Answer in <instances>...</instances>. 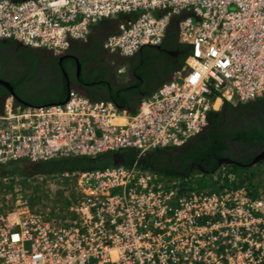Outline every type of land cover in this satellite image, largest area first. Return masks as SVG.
Listing matches in <instances>:
<instances>
[{
  "label": "built area",
  "instance_id": "obj_1",
  "mask_svg": "<svg viewBox=\"0 0 264 264\" xmlns=\"http://www.w3.org/2000/svg\"><path fill=\"white\" fill-rule=\"evenodd\" d=\"M162 9L169 10L168 15L184 16L178 25L180 40L192 44L191 56L170 80L142 100L136 111L123 108L125 116L120 117L109 116L100 103L74 90L63 103L20 106L9 100L6 107H17L21 115L14 118L5 110L0 112V164L54 159L47 148L56 145L70 150L64 151L65 155L95 156L104 149L116 148L112 143L114 136L138 156L179 147L207 125L206 114L212 104L209 98L215 92L231 101L250 100L263 94L264 61L257 47L262 41L258 28L264 29V0H0V40L12 39L58 55L71 42L86 38L99 20L132 10L143 17L138 39L133 38L127 20L119 25L118 33L104 42L105 48L130 55L142 44L160 43L163 35L156 31V26L160 20L164 27L160 32L164 33L167 16L155 13ZM213 25H217L215 30L207 28ZM206 38L211 40L202 41ZM191 67L198 77L190 76L194 75L189 73ZM104 103L106 108H116L111 102ZM96 133L101 136L96 137ZM130 167L136 169L138 165ZM138 170L146 179L139 191L128 186L117 199L123 207L114 203L109 206L117 212L116 218L137 211L164 222V234L155 240H167L173 251L164 257L155 255L159 264L264 261L263 200L252 201L241 191L243 200H223L224 194H183L173 186L178 181L171 182L170 189L162 187V192L155 173L139 167ZM64 175L69 176H51L58 179ZM106 178L111 190L130 181L125 177L117 181L111 175ZM74 184L89 201L97 198V190L87 182L75 178ZM12 201L10 210L0 211V264H100L98 257L105 255L108 258L103 260L104 264H132L125 257L129 252L126 245L146 237L142 232L110 230L106 219L111 214L78 196L66 200V206L73 213L98 219L102 222L99 226L89 227L84 219L74 222L61 214H43L22 198ZM88 209L92 212L88 213ZM106 243L112 247L110 251L104 248ZM80 246L85 254L78 250L70 253Z\"/></svg>",
  "mask_w": 264,
  "mask_h": 264
},
{
  "label": "trees",
  "instance_id": "obj_2",
  "mask_svg": "<svg viewBox=\"0 0 264 264\" xmlns=\"http://www.w3.org/2000/svg\"><path fill=\"white\" fill-rule=\"evenodd\" d=\"M120 21L128 20L125 15L119 17ZM178 18L174 17L173 20L167 26L164 32V38L162 39L158 48L154 46H146L139 52H136L128 59L110 55L102 48L103 40L105 37L115 32V23L109 20L100 21L92 29L91 34L88 37V44L91 43L94 48L91 50V55L94 54L97 49L101 51L106 57H108V64L113 66L115 58L119 60L120 64L117 67L127 65L129 75L131 76V82L126 85L123 82H118L115 77V82L118 84H112L113 80H108L104 73H101V77L106 83L97 82L100 88L106 92V96L102 99L105 101H111L119 106L128 107L129 112H133L141 96L139 92H144V96H148L168 77L171 72H174L182 67L184 60L190 53V46L185 43H181L178 40L177 30ZM11 43L16 50L15 58L20 60V57L25 59L28 64V69L23 70L18 77L0 76L4 78L12 86L13 91L18 94L21 99L31 101L34 105H42L45 103H55L62 101L66 96L65 90V76L62 72L64 69L65 73L71 79L74 76L75 62L72 57H65L61 63H58V57L53 54H49L44 50L29 49L24 46H20L16 41L12 39H1L0 40V52L5 43ZM84 48L83 43L71 42L67 53H73L77 56L76 51L73 49L82 50ZM71 50V51H69ZM175 52V55L172 53ZM38 55V57L36 56ZM90 55V56H91ZM4 56L0 54V61ZM40 59H43L45 63L48 61L53 63L57 73L61 76V82L56 81L55 84L45 87L46 77L49 75V68L46 66L41 71H38V65ZM87 58H79L80 64L84 65ZM60 65V66H59ZM116 65V63L114 64ZM114 69V66H113ZM82 71V69H81ZM82 73V72H81ZM114 75H117L114 71ZM32 76H36L39 81L38 87H35L31 97L22 95L25 91L24 86L27 80ZM4 91V88L0 85V92ZM6 93H8L6 91ZM135 93V96H134ZM135 98L133 105H128L127 102L131 97ZM30 98V99H28ZM99 100L100 98H93ZM14 102V101H13ZM125 105V106H124ZM229 110V111H225ZM1 111V108H0ZM226 112L223 117L222 114ZM208 124L203 129L201 134H198L197 138L188 140L181 147H170L163 149H156L150 153H146L143 156H138L135 150H124L121 151L120 155L122 159H119L120 163L125 166H132L137 164L142 170H152L160 175L167 177L168 179H182V187L185 188L193 186L189 184L191 174L200 170L197 169V165H201L207 170V174H214L219 168L228 169L231 168V176L227 177L228 185L222 186L221 191H233V190H244L247 197L257 198L262 197L264 199V189L255 186L254 180L257 178V166L247 165L252 158L253 154H244L242 157H230L227 152L230 148V139L235 140L237 143H241L243 147H250L253 145L264 146V96L254 101L231 105L225 103L222 109L216 112H210L207 116ZM243 122L245 125L238 127L235 130L230 129V125L237 122ZM239 143V144H240ZM222 157H229L235 160L237 164H224L219 165L218 159ZM111 154L102 153L94 157L84 156H71L54 158L48 161L42 162H26L23 160L12 161L5 164H0V177L11 178L9 182L5 183L2 187L7 188L8 193L15 194L17 186H27V182L32 180L38 175L51 176L54 174H62L65 172L74 171H88L94 169H103L112 165ZM264 162V160H262ZM192 165V170H191ZM229 167V168H228ZM237 169H244L237 172ZM182 172V173H180ZM34 176V177H33ZM15 178H22L21 182L17 184ZM187 180V181H186ZM5 182V181H4ZM60 188V187H59ZM244 188V189H243ZM63 191L66 190L71 196L75 194L73 189L60 188ZM60 189L56 192L60 194ZM193 190V189H188ZM27 195L25 190L24 195L26 199H29L30 205L33 207L38 201L40 192L37 188H32ZM211 192L210 194H220V192ZM247 191L249 193H247ZM39 192V193H37ZM53 192L52 190L50 191ZM42 196V194H41ZM39 196V197H41ZM38 198V199H37ZM12 200V197H11ZM3 203H6L4 201ZM261 264H264L261 263Z\"/></svg>",
  "mask_w": 264,
  "mask_h": 264
},
{
  "label": "bare ground",
  "instance_id": "obj_3",
  "mask_svg": "<svg viewBox=\"0 0 264 264\" xmlns=\"http://www.w3.org/2000/svg\"><path fill=\"white\" fill-rule=\"evenodd\" d=\"M13 1H19V0H13ZM217 1H223V0H217ZM168 13H169V10L162 9L161 11H157L155 14H156V16H162V15H165V17L167 16L166 17L167 18V20H166L167 21V26L173 20L174 17H177L178 18V22H177L178 40H179V42L188 44L190 46V53L186 57V59L184 60V64L182 65V67H183L185 65L188 57L191 56L192 44L189 41H181L180 40V31H179L178 25H179V22L180 21L184 20V16L183 15H178L177 13L168 15ZM123 15H125V17L126 16L128 17V23L130 25L129 27H130V30H131V34H132L133 38L135 40H137L138 39V34L140 32L141 22H142L141 20H142L143 17L136 16L135 14L132 13V10H130V11H125V14H120L117 17H114V18H108V19H104L103 18V19L99 20L98 22H96L95 24H93L91 26L90 31H89V34L86 36V38L80 39V40H75L73 42H79V43H83V44L87 43L88 37L91 34L92 29L94 28V26H96L102 20L112 21L113 23H115V26L123 24V21H120L119 20V17L120 16H123ZM216 27H217V25H213V26L207 27V28L209 30H215ZM162 29H164L163 24H162V22L160 20H158V23H157V26H156V31L159 32L161 35H163L162 36V39H163L164 38V33H162V31L160 32V30H162ZM118 32L119 31H115L113 33L108 34L105 37V39L103 40L102 48L108 54L115 55V56L121 57L123 59L130 58L133 54H135L136 52H139L142 48H144L146 46H154V47L158 48L159 45H160V43H161V41H162V39H161L160 43L159 44H156V45H152V44H142L132 54H130V55H122L119 52L111 51V50L105 48V46H104V42L106 41L107 37L110 36V35H112V34H116ZM258 33H259L260 37L262 38V41L258 45L257 49H258V51L260 53L263 54L261 58L264 61V29L258 28ZM208 40H211V39L206 38V39H204L202 41H205L206 43H208L209 42ZM19 44L22 45V46H24L21 43H19ZM196 44H197V42H195L193 44V49L195 48ZM34 49H38V48H34ZM42 50H44V49H42ZM66 50H67V48L63 52H61L60 54L55 55V56H59V55L63 54ZM172 55H175V53H172ZM80 68H81V65H80ZM180 69H178V70H176L174 72H171L170 73V76L165 81L170 80L172 78V76L175 73H177ZM112 70H113V73L115 71V73L117 75L127 73L128 74L127 77L130 79V82H131V76L129 75L128 69L127 70H124L123 69V66L122 67H116V68L113 69V66H112ZM191 72L194 73V75H191L190 74L191 77H198L199 76V75H197V76L195 75L196 72H195V68L194 67L189 68V73H191ZM232 76L234 77V75H232ZM113 79L115 80V78H113ZM123 83L124 84H122V85H126L129 82H126V83L123 82ZM112 84L117 85L118 83L114 81ZM71 90H74V89H70V91ZM155 90L153 91V93L155 92ZM74 91H76V90H74ZM152 94H150L148 96H144V93H143V95L141 96V100L139 101V104H140V102L142 100L150 97ZM263 96H264V90H263V94L261 96H258V97L256 96L253 99H250V100H239V99H237V100L231 101L228 98H226L225 96L221 95V93L219 94V93L215 92L209 98V100H210V102L212 104H211V108L207 111L206 116H208V114L210 112L219 111L221 109V107L223 106V104H225V103H229L231 105L245 104V103L254 101L256 99H259V98H261ZM103 97H105V96L97 97V98H100L99 100L93 99V98L91 100H93L94 102L100 103V108L101 109L104 108V112H106L109 116H113V117L114 116H117V117L125 116V110L123 109V107L122 106H119V105H117V104H115V103H113L111 101H107V102H111L116 108L111 107V109H109V108L104 107V105H105L104 101L105 100L102 99ZM59 102H55V103H59ZM50 104H53V103H50ZM139 104L137 105V107L135 108L134 111H136L138 109ZM29 105H31V106H37V105H34V104H29ZM20 106H27V105L23 103V104H20ZM0 108H1V111L2 110L3 111L5 110L6 112H8V114H11L12 116H14V118L15 117H18L19 115H21V112L19 111V109L17 107L16 108H8V107H6V104H4ZM207 123H208V120H207ZM0 124L3 125L1 122H0ZM203 129L200 130L199 132H197L196 134L190 136L187 139V141L190 140V139H192V138H197L198 137L197 135L198 134H201V132L203 131ZM95 136L96 137H99V136H101V134L96 133ZM112 140H113L112 143L114 145H116V148L115 149H104V150H102V153H109V154H111L113 156H118V159H119V158H121V155H120L121 151L129 150V148L126 147V146H124L122 143H120L119 140H117V138L115 136L113 137ZM181 146H179V147H181ZM167 148H170V147H167ZM47 150L49 152L53 153L56 158L71 157L70 155H65L64 154V151L70 152V150H68L67 147L62 146V145H60V146L59 145L58 146L56 145L54 148H47ZM152 151H154V150H152ZM152 151H150V152H152ZM150 152H147V153H150ZM102 153H99V154H102ZM260 153H258V154H260ZM74 156H84V157H87V156H85L83 154H80V153H77ZM88 157H94V156H88ZM136 167H137V164H136ZM134 170H136V172L139 171L138 170V167L136 169H132L130 166L122 165L119 162L118 164H116L114 166L111 165V166L105 167V168H103L101 170L94 169V170H88V171L65 172V173H68L69 176L64 175L63 177L62 176H60V177L62 179L63 178H66V177H78V178L82 179L84 182H87L88 184H90L93 187V189L97 190L98 193L97 194L95 193L96 196H97V198H95L94 200H92V202L87 199V196L81 190H76L77 191L76 192V195L78 197H80V195H83L82 200H86L87 203H89V204L91 203L96 208H101V209L106 210L107 212H109L111 214L106 219L107 220V227L110 230H118V231H122L124 233H126L128 231L129 232H132V233L142 232V233H144L146 235V237L142 241L141 240H135V241L132 240L131 243H129V244L126 245V248L129 249V252L125 253V257L129 258V260H130V262L132 264H159L158 259L156 258L155 255H159V256L164 257L165 255H167V254H169L170 252L173 251L170 243L167 242V240H165L162 243H159V242H157L155 240L156 237L160 236L161 234L162 235L164 234V232L162 230V225L164 224V222L162 220L156 221V220H154L153 218H151L149 216H146L144 214L138 213L137 211H134L131 214L125 213L123 215V217L116 218L117 217V212L113 209V207L109 206L110 203H114L118 207H123V204H118L117 203V199L119 198V194L121 192H123L128 186H131V187L135 188L136 189L135 191L138 192L139 191L138 190V187L141 184H143V183L146 182V179H145V177L142 174L135 176ZM146 171H151V172L155 173L157 175V178L158 179H162V181H165V182H166V180H169V182L174 181V180H171L170 178L168 179L167 177H165L163 175H160L159 173H156V172H154V171H152L150 169L149 170H146ZM199 172H201V171H199ZM107 175H111L113 177H116L115 179L117 181L120 180L119 179L120 177L128 178L130 181L128 183H122L117 190H111V189H109L107 187V183H108V180L106 178ZM49 177H52V176H46L45 178H49ZM161 177H164V179L161 178ZM182 184L183 183L179 182V183H177L176 185H173V186L175 187V190H177L178 192L188 191L190 194L196 192L195 190L185 189L184 187H182ZM73 186H74V181L71 182V185L69 187V190L73 189ZM174 187H171V188H174ZM158 188H159L160 191L164 192V190H163L162 187L158 186ZM165 189H167V188H165ZM230 193H233V192H230ZM244 194L247 197L246 192H244ZM256 199H261V200L264 201V199L262 197H259V198H256ZM27 202H28V200H27ZM28 204L31 207V205H30L29 202H28ZM87 211H88V213H91L92 212V210H90V209H88ZM67 217L69 219H71L72 221H74V222H79V219H84V220L88 221L89 227H97V226H99L102 223L98 219H90L89 217H87V215L85 213H75L73 215L72 212H68V216ZM72 226H73V224H72ZM73 236H74V233L71 234V237H73ZM104 248L107 251H110L112 249V247L109 244H107V243L104 245ZM77 250L80 251L83 254L86 253V251L84 250V248L82 246H80L79 248H72L70 250V253L71 254H74L75 251H77ZM139 256H144V258L141 259V258H139ZM107 258H108V255H105V256L98 257V260L100 261V264H104L103 260L104 259H107ZM263 262L264 261H262V263ZM82 264H90V263L83 262Z\"/></svg>",
  "mask_w": 264,
  "mask_h": 264
},
{
  "label": "flooded vegetation",
  "instance_id": "obj_4",
  "mask_svg": "<svg viewBox=\"0 0 264 264\" xmlns=\"http://www.w3.org/2000/svg\"><path fill=\"white\" fill-rule=\"evenodd\" d=\"M3 43H5V44H4L0 54L3 55L4 57L0 61V74L2 76L18 77L19 74L23 70L28 69V64L26 63L27 61L25 62V59L23 57H20V60L18 58H15V54L17 52H16L15 48L13 47V45H11V43H6L5 41ZM20 46H22V45H20ZM83 46H84V48L81 51L78 49H73L74 51H76L77 56H75L73 53H67L66 51L63 53L64 58L67 56L72 57L74 62H75L74 70L72 68L70 69L74 72V76L71 79H69V77H68V82H65V90L67 91V88L74 89L77 92H79L80 94L88 96L89 99L106 96V92L100 88L99 84H96V83L104 81L101 77V73H104L105 76L108 78V80L115 78V75H114L113 70H112V65L108 64V57H106L101 51H99V49H97L96 52L94 53V54H96L95 56L91 55V50L94 48V46L91 43L88 44V42H87V43L83 44ZM24 47L29 48V49H34V48H31L28 46H24ZM39 50H42V49H39ZM44 51L51 54L47 50H44ZM69 51H71V50H69ZM36 56L38 57V55H36ZM82 56L84 58H87V60L84 63V65L80 64L81 65L80 73H79V76H77L76 60L79 61V58L80 57L82 58ZM56 57H58V56H56ZM58 63H59V58H58ZM46 66H48V68H49L48 70L50 72H49V75L46 77L45 87H47L48 85L51 86L52 84H55L56 81L61 82V76L59 75V73H57V70L55 69L53 63L48 61V64H47L44 62L43 59H40V64L38 65L37 70L41 71ZM81 69H82V71H81ZM0 79L5 80L1 76H0ZM104 82L106 83V81H104ZM38 85H39L38 78L36 76H32V78L30 77L27 80L26 85L24 86L25 91L22 92V95H26V97H31L33 89H35V87H38ZM2 87L4 88V91L0 92V107L2 105L6 104V102L8 100H10L13 105L23 104V103L32 104V103H30L31 101L21 99L18 96V94H16L15 92H14L15 95L18 98H20L22 101L20 102L18 99L12 98L11 94L7 90V88L4 86H2ZM6 91L8 93H6ZM143 93L144 92H139V95L142 96ZM134 96H135V93H134ZM134 96L131 97L130 100L127 102L128 105H131V106L133 105V103L135 101ZM28 99H30V98H28ZM225 111H229V110H225ZM225 115H226V112L222 114L223 117ZM228 142H230V144H231L230 148L227 152L228 156H230V157L238 158V157L244 156V154L250 155L253 153L255 156L258 153L264 151V146H262V145H257V146L253 145L250 147H243L240 142H239L240 143L239 144V143L235 142V140L233 141L230 139V141H228ZM111 159L114 160L112 163V165L114 166V165L118 164L120 162L119 159H122V158L118 159V156L111 155ZM190 168L192 170V165ZM180 173H182V172H180ZM171 180H175V179L173 178Z\"/></svg>",
  "mask_w": 264,
  "mask_h": 264
},
{
  "label": "rangeland",
  "instance_id": "obj_5",
  "mask_svg": "<svg viewBox=\"0 0 264 264\" xmlns=\"http://www.w3.org/2000/svg\"><path fill=\"white\" fill-rule=\"evenodd\" d=\"M115 63H116V65H114ZM119 64H120L119 60H117L115 58L114 63H113L114 68H116ZM123 69L127 70V65H123ZM127 76H128L127 73L115 75L116 80L118 82H122L123 79ZM111 80L114 81V79H111ZM221 109H222V107H221ZM243 125H245V124L243 122L239 121L237 123L231 124L230 129L235 130L238 127L243 126ZM255 166H257L258 174L256 175L257 178L254 180V184H255V186L258 185V187L261 186V187H259L260 191H261V189H264V162L261 161V162L257 163ZM229 170H230V172L228 171V169H226V167H224V168L221 167L212 175L207 174V173H203V172L194 171L191 174V178L189 181V184H191L193 187L189 188L190 185L189 186L185 185V189H193L198 193H200V192H203V193L219 192V191H221L222 186L228 185L227 177H229V175L231 176V174H232L231 168H229ZM242 170H244V169H237V172H240ZM134 174H135V176L140 175L141 172L140 171L136 172V170H134ZM75 178H78V177H66L63 179L61 177L58 179H55L53 177L43 178V179H39L38 177H34V178H31L32 180H29L27 182V186L24 187L20 183L22 178L12 177L13 180L17 181L16 182L17 184L20 183V186H17V189L14 192L15 194H12V193H8L7 188L2 187L6 182L8 183L9 182L8 179H11V178H7V179L4 178V179H6L4 182L3 178L0 177V211L10 210L12 202H13L12 200L16 197L25 199L26 197L23 196L25 190L27 192V195H29V192H31L30 190L32 188L33 189L37 188V190L40 192L39 196H41V194H42V196L41 197L38 196V198H40V199L37 198L38 201L36 202V204L33 207L31 206L32 208H36V207L48 208V205H51L53 210L48 212L50 214V216L55 215V214H61V215L67 217L68 212H72V211L69 209V205L68 206H62L59 204V201H61V200H73L77 196L74 194L71 196L70 194L67 193L66 190L63 191L60 188L69 189L71 182H73V181L75 182ZM161 178L164 179V177H161ZM174 181H178L177 183H179V182L183 183L182 179H175ZM174 181H172V182H174ZM157 183L159 186H161L163 188L170 189L169 186H170L171 182L169 183V180H166V182H164V181H162V179H158ZM50 188H52V189H50ZM57 189H60V194H58L56 192ZM73 189L75 190V194L77 192L76 190H80L79 187L75 184L73 186ZM47 190H49V192L45 193V192H47ZM51 190L53 191L52 193L50 192ZM244 190H238L237 189V190H233V191H227V194H225L224 191L222 190L220 192V194H215V193H213V194H215L217 196L224 194L222 196L223 200H226V199L230 200L231 198H236V200H237L239 197L242 198L241 192L244 193L246 191V190L245 191ZM239 191H241V192H239ZM39 192H37V193H39ZM230 192H233V193H230ZM182 193L185 194V192H182ZM247 193H249V192L247 191ZM31 194H32V192H31ZM11 197H12V200H11ZM82 197H83V195H80V197H78V198L82 199ZM256 197L259 198L257 195H256ZM250 199L252 201H254L256 198H250ZM27 200L29 201V199H27ZM242 200H243V198H242ZM4 201H6V203H3ZM217 204H218V202H217ZM72 214L74 215L75 213L72 212Z\"/></svg>",
  "mask_w": 264,
  "mask_h": 264
},
{
  "label": "water",
  "instance_id": "obj_6",
  "mask_svg": "<svg viewBox=\"0 0 264 264\" xmlns=\"http://www.w3.org/2000/svg\"><path fill=\"white\" fill-rule=\"evenodd\" d=\"M17 43H18V42H17ZM18 44H19V43H18ZM174 53H175V52H174ZM58 58H59V63H61L62 59L64 58V55L61 54V55L58 56ZM62 72H63V74H64V76H65V80H66V82H68V76H67V74L65 73L64 69H62ZM76 72H77V76H79V73H80V63H79L78 60H76ZM0 85H2V86H4V87L7 88V90L10 92L12 98H16V99H18L20 102L22 101L20 98H18V97L15 95V93H14V91H13L11 85H9V83H8L7 81H4V80H1V79H0ZM69 92H70V88H67L66 96H65L64 100H63V101H60L59 103H63V102H65V101L68 99ZM84 96H85V95H84ZM86 97H88V96H86ZM24 104H26V103H24ZM26 105H29V104H26ZM123 108H124L126 111H129V108H128V107L125 106V107H123ZM262 160H264V151L261 152L260 154L255 155V156L252 158V160H251L247 165H249V166H250V165H255V164H257L258 162H261ZM218 164H219V165H224V164H230V165H232V164H237V165H240L241 163H239V162H237V161H235V160H232V158H229V157H222V158H219V159H218ZM197 169L200 170V171L203 172V173L207 172V170H206L204 167H202L201 165H197Z\"/></svg>",
  "mask_w": 264,
  "mask_h": 264
},
{
  "label": "crops",
  "instance_id": "obj_7",
  "mask_svg": "<svg viewBox=\"0 0 264 264\" xmlns=\"http://www.w3.org/2000/svg\"><path fill=\"white\" fill-rule=\"evenodd\" d=\"M123 82H130V79L128 78V77H125L124 79H123ZM118 160V159H117ZM114 160H112V162H113ZM50 189H52V188H50ZM49 192V190H47V192H45V193H48ZM49 204V203H48ZM59 204L60 205H62V206H66V200H61V201H59ZM47 205V204H46ZM36 209L37 210H39V211H41L43 214H47L48 212H50V211H52L53 210V208H52V206L51 205H48V208H45V207H36Z\"/></svg>",
  "mask_w": 264,
  "mask_h": 264
},
{
  "label": "clouds",
  "instance_id": "obj_8",
  "mask_svg": "<svg viewBox=\"0 0 264 264\" xmlns=\"http://www.w3.org/2000/svg\"><path fill=\"white\" fill-rule=\"evenodd\" d=\"M123 23H125V21H123ZM115 31H118V29H119V25H117V26H115ZM165 82V81H164ZM9 101V100H8ZM208 124V123H207Z\"/></svg>",
  "mask_w": 264,
  "mask_h": 264
}]
</instances>
